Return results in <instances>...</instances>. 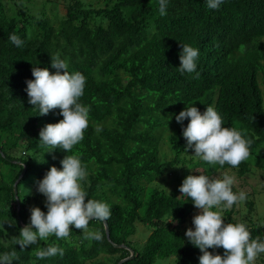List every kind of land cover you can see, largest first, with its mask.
I'll return each mask as SVG.
<instances>
[{
	"label": "trees",
	"instance_id": "1",
	"mask_svg": "<svg viewBox=\"0 0 264 264\" xmlns=\"http://www.w3.org/2000/svg\"><path fill=\"white\" fill-rule=\"evenodd\" d=\"M13 33L24 40L22 47L10 41ZM181 44L198 49V77L177 70ZM57 53L70 73L86 78L79 102L90 109L88 127L71 152L41 143V129L63 117L60 109L40 116L26 91L33 66L55 74L51 58ZM262 85L264 0H223L217 9L206 0H167L163 16L159 0H0V255L15 251L12 264H96L102 256L104 264H155L172 257L176 264H199L202 253L185 235L195 211L191 198L153 183L186 164L190 171L183 180L228 174L236 178L235 193L246 180L260 182L251 165H264ZM187 106L201 114L212 106L224 127L241 130L252 141L248 159L235 168L183 161L181 155L193 151L185 152L182 134L189 120L180 124L175 117ZM75 153L86 166V199L110 207L107 221L88 225L104 238L84 240L82 230L71 226L68 238L39 242L58 244L64 255L37 260L36 245L22 250L14 238L30 223L33 204L47 213L36 182L53 166L62 170L65 155ZM236 204L225 211V224L244 223L253 239L264 241V224L233 218ZM247 206L251 212L254 204ZM138 223L151 229L142 248L132 241ZM208 251L224 254L223 248Z\"/></svg>",
	"mask_w": 264,
	"mask_h": 264
},
{
	"label": "clouds",
	"instance_id": "2",
	"mask_svg": "<svg viewBox=\"0 0 264 264\" xmlns=\"http://www.w3.org/2000/svg\"><path fill=\"white\" fill-rule=\"evenodd\" d=\"M167 0H159V13L166 14ZM223 0H206L207 7L217 9ZM10 41L22 47L24 40L13 33ZM181 74L194 73L197 69L198 49L188 44H181ZM51 67L55 74L47 68H32L33 80L26 81L29 103L38 106L40 116L51 110L60 109L63 119L55 124L45 125L40 133V141L52 148L60 147L64 152H71L75 145L84 138L88 127L89 107L80 103L84 95L85 76L79 72H69L68 63L57 53L51 58ZM197 77L199 73L196 72ZM177 123L189 120L182 134L187 141V148L194 150V157L208 164H225L238 167L250 156L252 141L246 139L244 133L235 127H224L221 115L209 106L203 114L195 106L186 107L175 117ZM99 130V129H97ZM62 170L51 167L41 181H37V191L46 197L47 213L39 207L30 209V223L20 229L14 244L20 249L36 245L34 256L44 260L54 256H63L64 249L58 244L40 246V241L50 236L66 239L70 235L71 226L82 230L83 239L102 241L103 233L98 229L90 230L92 220L105 222L111 211L107 203L95 199H86L87 192L82 181L87 177L86 166L82 164L79 153L65 155L61 161ZM235 177L224 174L222 178H209L206 175H188L179 188L183 197L191 198L199 214L193 217L194 229L189 228L185 235L188 241L199 248L202 255L199 264H254L258 255L264 253V241L259 237L253 239L246 224L224 223L221 211L213 209H229L238 202L246 200L244 191L235 193L232 187ZM33 228L35 230H33ZM223 248L224 254H213L208 249ZM16 252H5L0 255V264H12Z\"/></svg>",
	"mask_w": 264,
	"mask_h": 264
},
{
	"label": "rangeland",
	"instance_id": "3",
	"mask_svg": "<svg viewBox=\"0 0 264 264\" xmlns=\"http://www.w3.org/2000/svg\"><path fill=\"white\" fill-rule=\"evenodd\" d=\"M86 1H89V0H86ZM262 89L264 91L263 85H262ZM172 128H170L165 133L164 142H166L167 138L171 134H173ZM166 145L167 143L165 144V146ZM194 155L195 153L193 150L192 152L182 154L181 159H183V161L185 160L186 162H189L190 160L198 161L199 159L195 158ZM188 170L190 171L189 166L187 164L181 168L178 167V169H175L173 171L166 173V175L163 178H160L157 181H155L153 183V187H159L161 189H165L168 192H172L174 189H176L178 197L183 198L182 193H180L179 191V188L182 185L181 183L183 182V176H185L184 172L186 171L188 172ZM251 170L255 175L261 177L260 182L256 183L254 181L246 180L243 183L244 189L242 188L240 189L242 191L245 190L249 192V198L248 200H245L243 202H239L236 204L233 210L234 211L233 218L238 222L244 219H247V220H252V223L254 222V223L264 224V165L262 163L259 165L253 163V165H251ZM247 201L253 202L254 204L253 210L251 212L249 211V208L247 206ZM38 206L39 204L37 205L33 204L32 208L38 207ZM231 209L232 207L229 209H213V210L221 211V214L224 218V223H225L226 221L225 211L231 210ZM197 214H199V210L195 208V211L191 219L185 225V229L188 230L189 228H192L193 230H195L192 221H193V217ZM150 234H151L150 227L138 223L136 235L132 238L133 244L139 248H142L143 245L146 243L147 239L149 238ZM262 259H264V253H261L258 255L254 264H262ZM175 261H176L175 257L168 258L165 260L158 259L155 264H176ZM104 263H106V258L102 256L98 259L96 264H104Z\"/></svg>",
	"mask_w": 264,
	"mask_h": 264
},
{
	"label": "water",
	"instance_id": "4",
	"mask_svg": "<svg viewBox=\"0 0 264 264\" xmlns=\"http://www.w3.org/2000/svg\"><path fill=\"white\" fill-rule=\"evenodd\" d=\"M23 174H25V172ZM17 186H18V182L15 184V195L16 196H17ZM17 202L19 203V200L18 199H17ZM106 230H107V233H108V228H106ZM127 260L128 259H125V260L121 261L119 264H122V263H124Z\"/></svg>",
	"mask_w": 264,
	"mask_h": 264
}]
</instances>
